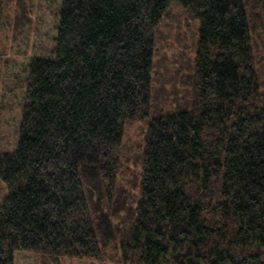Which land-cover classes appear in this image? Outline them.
Masks as SVG:
<instances>
[{
	"label": "trees",
	"instance_id": "obj_1",
	"mask_svg": "<svg viewBox=\"0 0 264 264\" xmlns=\"http://www.w3.org/2000/svg\"><path fill=\"white\" fill-rule=\"evenodd\" d=\"M50 2V50L27 40L16 53L27 64L12 78L14 146L0 151V264L18 252L41 264H264V0ZM175 8L196 22L193 57L182 97L170 94L181 102L155 111L158 34ZM145 120L129 189L125 128Z\"/></svg>",
	"mask_w": 264,
	"mask_h": 264
},
{
	"label": "rangeland",
	"instance_id": "obj_2",
	"mask_svg": "<svg viewBox=\"0 0 264 264\" xmlns=\"http://www.w3.org/2000/svg\"><path fill=\"white\" fill-rule=\"evenodd\" d=\"M52 3L47 4V0H0V151H8L6 148L13 147L15 141L13 130L18 121V106L21 98L14 99L13 96L20 97L22 89L14 84L12 78L16 76L13 74L23 76L24 66L27 64V58L17 57L16 53L18 50L24 52L22 47L27 40L31 43L29 52L33 50V54L38 55L48 53L50 41L55 35L53 28L57 14L55 12L57 7ZM19 25L21 28L18 27ZM27 32H31L30 37L26 36ZM19 33H22L23 37L22 39L18 37V41L15 42L14 35ZM159 33L154 67L155 111L169 108L174 100L180 101L170 94L178 91L180 92L178 96L182 97V91L185 89L182 83L193 57L196 22L180 9L175 8L164 20ZM263 59H261L262 66H264ZM147 121H134L128 123L125 128L122 147L124 164L119 178L121 184L129 189L132 188L131 182L141 169L140 156ZM133 193L131 189V194ZM4 194L5 189L0 184V200ZM41 258L39 254L18 252L15 264H41ZM63 262L90 264L70 261L67 258Z\"/></svg>",
	"mask_w": 264,
	"mask_h": 264
}]
</instances>
